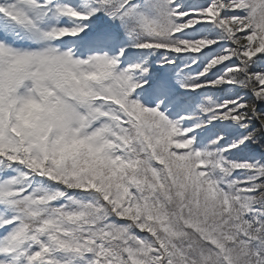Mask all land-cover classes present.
I'll return each instance as SVG.
<instances>
[{
	"label": "snow or ice",
	"instance_id": "6c2138e0",
	"mask_svg": "<svg viewBox=\"0 0 264 264\" xmlns=\"http://www.w3.org/2000/svg\"><path fill=\"white\" fill-rule=\"evenodd\" d=\"M0 264H264V0H0Z\"/></svg>",
	"mask_w": 264,
	"mask_h": 264
}]
</instances>
